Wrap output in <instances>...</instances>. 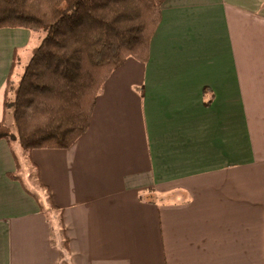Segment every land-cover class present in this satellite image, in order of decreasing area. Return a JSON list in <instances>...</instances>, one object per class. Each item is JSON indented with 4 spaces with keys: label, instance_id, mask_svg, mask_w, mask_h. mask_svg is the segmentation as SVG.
<instances>
[{
    "label": "crops",
    "instance_id": "obj_1",
    "mask_svg": "<svg viewBox=\"0 0 264 264\" xmlns=\"http://www.w3.org/2000/svg\"><path fill=\"white\" fill-rule=\"evenodd\" d=\"M161 10L72 147L0 140V264H264V0ZM37 34L0 29V123Z\"/></svg>",
    "mask_w": 264,
    "mask_h": 264
},
{
    "label": "trees",
    "instance_id": "obj_2",
    "mask_svg": "<svg viewBox=\"0 0 264 264\" xmlns=\"http://www.w3.org/2000/svg\"><path fill=\"white\" fill-rule=\"evenodd\" d=\"M164 2L0 0V29L45 32L13 101L6 90L13 128L5 117L0 140L16 142L28 155L72 147L88 131L109 77L129 58L148 61Z\"/></svg>",
    "mask_w": 264,
    "mask_h": 264
},
{
    "label": "rangeland",
    "instance_id": "obj_3",
    "mask_svg": "<svg viewBox=\"0 0 264 264\" xmlns=\"http://www.w3.org/2000/svg\"><path fill=\"white\" fill-rule=\"evenodd\" d=\"M44 36H45V32H40L39 34H37L36 39H37V40L43 39ZM16 87H17V85L15 86V85H13V83H11V84L8 86V89H7V101H8V102L13 101V99H14V90H15ZM6 123H7V126H8L9 128H11V129L13 128L12 112H11L10 110H8V116H7V121H6ZM31 172H32L31 177H32V178L36 177V172H35L33 169L30 168V173H31ZM25 181H26V183L28 184V186H29L30 188H32L31 180H30L29 178L27 179V177H26V180H25ZM30 185H31V186H30ZM33 191H34L36 194L39 195V192H38V190H37L36 188H34Z\"/></svg>",
    "mask_w": 264,
    "mask_h": 264
}]
</instances>
